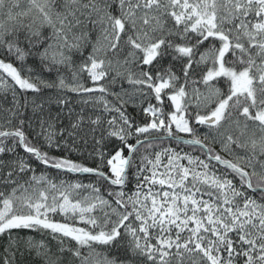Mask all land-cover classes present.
I'll use <instances>...</instances> for the list:
<instances>
[{"label":"snow or ice","instance_id":"snow-or-ice-1","mask_svg":"<svg viewBox=\"0 0 264 264\" xmlns=\"http://www.w3.org/2000/svg\"><path fill=\"white\" fill-rule=\"evenodd\" d=\"M0 264H264V0H0Z\"/></svg>","mask_w":264,"mask_h":264},{"label":"trees","instance_id":"trees-1","mask_svg":"<svg viewBox=\"0 0 264 264\" xmlns=\"http://www.w3.org/2000/svg\"><path fill=\"white\" fill-rule=\"evenodd\" d=\"M153 135H161L162 137L163 136H167L166 134H162V133H153ZM179 135H186V134H179ZM163 145L164 146H171L173 148H177V149H180L182 148L184 151H187V152H190L191 154L195 155L198 153V149L194 148L193 146H190V145H179L177 144V142L175 141H172L170 139H165L163 140ZM59 154V153H57ZM38 172L41 171V169H38L37 170ZM46 174H49L52 176L53 179H68V180H74L75 177L72 176V175H69L68 177H64L63 175H59L56 173L55 170H48V172Z\"/></svg>","mask_w":264,"mask_h":264},{"label":"water","instance_id":"water-1","mask_svg":"<svg viewBox=\"0 0 264 264\" xmlns=\"http://www.w3.org/2000/svg\"><path fill=\"white\" fill-rule=\"evenodd\" d=\"M165 139H170V138L168 136H163L162 140H165Z\"/></svg>","mask_w":264,"mask_h":264},{"label":"rangeland","instance_id":"rangeland-1","mask_svg":"<svg viewBox=\"0 0 264 264\" xmlns=\"http://www.w3.org/2000/svg\"><path fill=\"white\" fill-rule=\"evenodd\" d=\"M58 181V179H56Z\"/></svg>","mask_w":264,"mask_h":264}]
</instances>
